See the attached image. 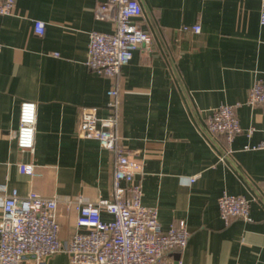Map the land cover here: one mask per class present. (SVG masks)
Wrapping results in <instances>:
<instances>
[{"label":"crops","instance_id":"obj_1","mask_svg":"<svg viewBox=\"0 0 264 264\" xmlns=\"http://www.w3.org/2000/svg\"><path fill=\"white\" fill-rule=\"evenodd\" d=\"M104 1L15 0L11 14L0 15V218L12 190L55 198L63 242L85 230L76 225L77 198L112 199V153L77 132L82 107L107 114L113 85L86 65L89 33L115 28L114 20L95 18ZM138 2L135 23L152 41L121 68L118 134L142 164L135 180L143 204L157 208L164 227L184 220L190 232L187 246L164 252L160 264H264V148H253L264 141V105L247 103L252 83L264 80L259 0ZM34 20L44 22L42 36ZM23 101L36 104L33 151L16 145ZM235 103L242 130L228 142L206 121L213 109ZM19 163L33 164L34 174L21 173ZM224 191L249 199V219L219 216ZM20 264L70 260L61 251L40 261L26 254Z\"/></svg>","mask_w":264,"mask_h":264},{"label":"built area","instance_id":"obj_2","mask_svg":"<svg viewBox=\"0 0 264 264\" xmlns=\"http://www.w3.org/2000/svg\"><path fill=\"white\" fill-rule=\"evenodd\" d=\"M14 5L15 0H0V15L11 14ZM141 12L138 0H105L95 8V18L114 20V31L89 33L86 65L112 79L113 85L107 91V114L99 117L96 107H82L77 132L79 137L96 140L101 148L112 153V199L91 202L77 198L76 225L85 230L63 242L58 236L57 200L36 192L20 196L12 190L1 200L0 264H20L26 254L40 261L61 251L68 254L70 264H160L164 252L187 246L190 232L184 220L164 227L159 222L157 208L143 204L142 186L135 180L142 164L134 158L136 151L125 147L118 134L121 68L131 60L135 50L149 51L151 47V35L135 23ZM259 14L263 25L264 0H259ZM190 28L194 33L201 30L199 24ZM33 31L42 36L44 22L34 20ZM247 103L264 105V80L256 79L252 83ZM238 105L222 104L213 109L206 121L207 130L224 135L230 142L242 130L235 111ZM36 120V104L21 102L16 145L22 151L34 150ZM252 131L250 128L247 132L250 135ZM256 147L264 148V141L253 146ZM18 169L27 175L34 174L33 164L19 163ZM199 176L194 175L190 182ZM0 191H5L4 185H0ZM217 206L224 221L232 217L249 219L250 201L244 195L224 191L217 199ZM102 212L111 215V219L104 220Z\"/></svg>","mask_w":264,"mask_h":264}]
</instances>
